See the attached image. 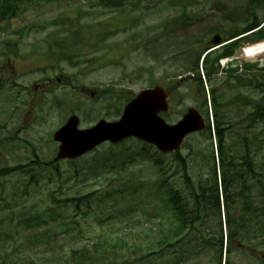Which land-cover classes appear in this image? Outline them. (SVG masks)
Returning a JSON list of instances; mask_svg holds the SVG:
<instances>
[{
	"label": "rangeland",
	"instance_id": "374dc122",
	"mask_svg": "<svg viewBox=\"0 0 264 264\" xmlns=\"http://www.w3.org/2000/svg\"><path fill=\"white\" fill-rule=\"evenodd\" d=\"M135 3L136 0H127L122 8H111L103 6L100 0H21V11L0 21V83L6 84L10 77L15 81L0 92V170H7L6 174L0 173V219L4 218L8 227L7 217L13 216L9 221L12 227L15 210L53 207L55 197L73 199L92 193L89 208L82 209L85 218L79 214L76 217L81 230L70 225L65 232L77 238L74 245L63 244L77 247L76 256L85 254L92 264H219L218 240L229 232V224H224L225 212L239 225L243 214L238 210L255 207L243 216L249 220L246 224L249 228L264 219V142L255 145L253 136L259 132L264 140V126L251 118L253 106L264 96L260 86L263 84L264 88V75L255 68L250 70L251 87L238 88L236 81L230 79L228 84L224 81L226 69L237 63L257 62L261 66L264 53L253 57H246L244 52L241 55L242 46L244 49L252 46L242 40L229 56L232 61H227L224 64L227 66L211 74L208 80L201 78L200 82L197 76L189 80L192 73L187 68L195 63L203 43L216 34L227 36L254 19L263 21L264 7L260 0H142L136 6ZM181 16L185 19L183 24L171 27L173 18ZM6 58L15 59L14 72L5 63ZM3 66L7 69H2ZM43 83L48 84L45 90L38 87ZM158 84L172 90L168 122H176L188 107L203 111L204 97L211 122L213 111L207 89L212 88L220 105L217 117H221L222 123L228 120L231 126L224 134V150L229 147L234 154L243 152L241 136L247 134L250 154L241 159L246 169L234 160L229 165L232 169L229 174L246 177L229 188V199L232 196L236 201L234 208L223 209L220 194L219 215L209 206L203 210V203L199 210L200 203L193 194L201 178L208 179L218 161L215 122L210 125V139L209 131L191 134L179 150L186 159V174L172 154L162 155L153 148L144 154L135 140L112 149L108 145L98 149L95 154L102 155L96 158L109 167L95 166L90 155L73 162L52 161L57 148L52 133L72 111L79 116L82 128L101 118L113 120L120 116L129 98ZM110 150L116 155L108 154ZM158 157L161 167L154 163ZM122 160L126 161L125 168L116 172L122 168ZM93 164L97 177L84 172ZM30 169H34V174ZM218 178L217 174V181ZM211 183L212 179L204 184L212 187ZM169 187L177 189L199 216L191 232L193 239L184 238L175 248H171L170 237L163 243L159 239L167 233L169 225L176 224L166 203ZM69 205L72 206L71 201ZM64 209V214H73L71 207ZM201 236L207 241L201 242ZM227 237L230 251L226 257L221 253V264L224 258L227 264H264V240L257 239L256 234L249 236L243 230L232 239ZM200 242L203 244L195 247ZM58 243L61 244L59 241L21 248L9 254L7 264L31 261L57 264L51 259V251L57 249L51 248Z\"/></svg>",
	"mask_w": 264,
	"mask_h": 264
},
{
	"label": "trees",
	"instance_id": "16d2710c",
	"mask_svg": "<svg viewBox=\"0 0 264 264\" xmlns=\"http://www.w3.org/2000/svg\"><path fill=\"white\" fill-rule=\"evenodd\" d=\"M20 1L21 0H0V21L3 20H8L11 17L15 16L21 11L20 8ZM103 4V6L111 7V8H122L124 2L127 0H100ZM137 2L141 0H136ZM261 3L264 5V0H260ZM254 15V13H253ZM184 16H181L179 18H173L171 21V27L177 26L178 24H183L184 22ZM255 29V30H254ZM248 32L243 37L237 38L235 40H232L228 42L226 45H224L221 49L217 51H213L211 53H207L202 61V67L204 69L206 77L209 79V76L212 72H217L218 70V64L217 61L220 57L224 56H229L233 53V48L237 44L242 43V40H245L244 44L246 43H254L257 41H260L264 39V24L261 25V21H257L254 19L253 21L249 22L245 27L232 31L227 34L228 39H232L237 37L238 35ZM227 38H224L227 40ZM207 47L204 46L202 47V51H204ZM193 51L190 52V54ZM200 54L196 56V59L194 60L195 63L192 66H189L187 68L188 71H191L193 73L198 74V61H199ZM235 65L234 67L229 68L227 71V74L225 75V83L228 84L230 83V79L233 80L234 82L236 81L238 88L240 87H246L252 85V78L250 75V70L252 68H255L258 71H262L264 75V63L259 66L257 62L255 63H242L240 65ZM241 71V72H239ZM249 71V72H247ZM230 72V73H229ZM199 75V74H198ZM258 79V77H257ZM261 90H263V84H261ZM212 91V89H211ZM241 94V92H239ZM212 103H213V108H214V116H215V130H216V136L218 138V155L220 157V166L222 169V182H223V187H224V194H225V199L229 198L228 194L231 193V191L226 190L229 185L234 181H231V175L225 173V170L228 169L229 165H232L231 160L229 161L228 158H232V156H227V154H230L232 151L227 147L226 150H224V134L226 131L231 127L228 124V120L224 119V123H222L219 119L221 117H217V109L219 105V101L215 96H212ZM264 96L260 99H258L253 106V112L251 114V118L253 122L261 123L264 126ZM217 101V102H216ZM225 124L229 125L225 127ZM264 130V127H263ZM254 144L255 145H261L263 144L264 140H262V135L259 134V132L254 133ZM207 138L210 139V135H207ZM243 152L245 153H250V145L247 143V138L246 136L243 137ZM175 158L178 159L180 162L182 168L184 169V172L186 174L187 172V163L186 159L182 157L178 152L174 154ZM237 181L234 183L236 184ZM212 191L211 187H208L206 189L201 188V194L198 195V203L205 201L207 197L209 196L208 194H205L204 192L211 191L210 193L214 196L212 200H209L208 206L211 208L213 211H215L219 215V198H218V189H217V183H216V176H215V171L212 174ZM169 192V203L171 204L172 209H174L175 214L177 218L184 222V217L187 214V209L186 205L184 204V201L179 199V193L173 194V190L168 191ZM173 194V195H172ZM210 194V195H211ZM83 198H76V199H53L54 207L53 208H33V207H24L19 209L18 211H15L13 213L16 214V218L14 219V225L12 227V232L9 233L10 227H9V221H8V227H5V220L0 219V260L2 264L8 263L6 260L9 258V254L11 253H16V251L20 250L21 248H28L30 246L38 245V244H47V243H57L61 242L54 245L52 249H57L54 252L51 251V259L56 260L57 264H62V263H75V262H82L78 260H83V261H90L89 257H86L85 254L82 255V257L76 256L77 253V247H74L73 245L76 244L77 238L71 234H64L58 231L59 226L58 223L54 222L58 217H61L63 214L62 211H59L58 208H66L67 202L70 200L72 201V204L75 205V207L79 208V203L81 202ZM232 199V196L231 198ZM69 201V202H70ZM172 202V203H171ZM264 203V201H263ZM228 208V207H227ZM255 210L254 208H250L245 206L243 210H241L240 214H243L239 218V225H235V219L232 218V215H230L229 212H227V223L229 224V236L233 237L235 236L238 231L242 232L245 230L246 235H251L252 228H249L248 224L249 220L247 218H244V214H248V212H253ZM264 215V213H263ZM264 220V219H263ZM233 222V226H231ZM181 223V224H182ZM231 223V224H230ZM20 226V228H19ZM254 227H256V232L257 229L260 228V230H264V224L262 221H256L253 224ZM232 227V228H231ZM21 230V231H20ZM58 231V232H57ZM81 239V237H80ZM161 242L163 243L167 239H164V236L161 238ZM64 242H70L69 249L68 247L64 246ZM220 244H221V238H220ZM4 248V249H3ZM65 249L67 250V253L64 252ZM86 250V247H84ZM3 251L4 253H1ZM10 252V253H9ZM34 261H31L32 263Z\"/></svg>",
	"mask_w": 264,
	"mask_h": 264
},
{
	"label": "water",
	"instance_id": "95a60500",
	"mask_svg": "<svg viewBox=\"0 0 264 264\" xmlns=\"http://www.w3.org/2000/svg\"><path fill=\"white\" fill-rule=\"evenodd\" d=\"M219 42V38L213 39L214 44ZM165 98L166 93L160 87L144 90L125 106L118 122L101 120L87 130H78L77 117H70L66 125L54 133V140L61 142L56 159L75 158L104 140L115 143L128 136L150 142L162 152L178 149L184 136L201 129L203 121L197 111L189 109L178 123L166 124L158 116V112L167 109Z\"/></svg>",
	"mask_w": 264,
	"mask_h": 264
},
{
	"label": "flooded vegetation",
	"instance_id": "af4514ba",
	"mask_svg": "<svg viewBox=\"0 0 264 264\" xmlns=\"http://www.w3.org/2000/svg\"><path fill=\"white\" fill-rule=\"evenodd\" d=\"M14 60V59H13ZM12 58H6L5 59V63L7 64V65H11L12 64ZM15 61V60H14ZM2 69H7V66H3L2 67ZM12 70H13V72H14V66H12ZM47 86H48V84L47 83H43V84H40L38 87L39 88H41L42 90H45L46 88H47ZM186 224H187V228H186V233H185V238L187 239V240H192L193 239V233H191V232H193V228H192V220H191V215L190 216H188V218L186 219ZM192 238V239H191ZM200 240H201V242H203V241H207L206 240V237H204V240L202 239V236L199 238ZM191 246V245H190ZM189 246V247H190ZM196 247H197V245H196ZM191 251V250H190ZM253 252V251H252ZM218 260V259H217ZM220 261H221V259L219 258V260H218V263L220 264Z\"/></svg>",
	"mask_w": 264,
	"mask_h": 264
},
{
	"label": "bare ground",
	"instance_id": "6f19581e",
	"mask_svg": "<svg viewBox=\"0 0 264 264\" xmlns=\"http://www.w3.org/2000/svg\"><path fill=\"white\" fill-rule=\"evenodd\" d=\"M243 52H244V55L246 57H253L255 55L264 53V42H262V43L258 42V44H256V45L252 44V46H249V47H247L245 49L243 48L242 54H243Z\"/></svg>",
	"mask_w": 264,
	"mask_h": 264
}]
</instances>
